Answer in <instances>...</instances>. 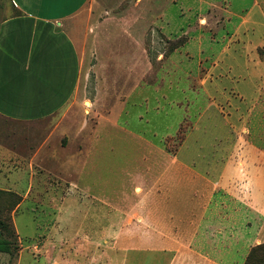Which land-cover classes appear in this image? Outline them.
<instances>
[{
  "label": "crops",
  "instance_id": "1",
  "mask_svg": "<svg viewBox=\"0 0 264 264\" xmlns=\"http://www.w3.org/2000/svg\"><path fill=\"white\" fill-rule=\"evenodd\" d=\"M11 1L19 12L0 21V115L41 131L34 140V163L21 175L28 169H41V174L29 176L31 184L20 180L19 210L27 202L35 209L71 208L72 216L82 208L85 227L79 231L82 238L72 240L73 249L76 240L84 247V236L97 244L112 240V254L125 258V264L128 256L134 260L149 254L161 258L151 264H243L251 247L264 242V121L252 118L264 112V86L251 95L249 108L228 104L225 113L205 91L209 104L197 122L207 109L217 111L220 118L213 127L223 130L215 133L219 138L224 132L226 152H185V138L177 153L158 154L156 163L152 152L108 155L101 129L126 130L118 124L122 109L114 105L91 126L82 105L91 96H105L106 85L122 75V67L130 72V82L137 62L135 14L122 13L125 0H33L35 12L20 0ZM58 1L63 5L52 8ZM251 4L257 12L247 7L237 12L233 0H213L199 11L210 14L213 42L221 37L223 49L248 45L264 62V4ZM254 15L257 19H251ZM215 65L213 60L210 67ZM131 94V89L120 93ZM232 94L240 101L246 96L238 89ZM194 129L188 136H194ZM251 129L257 133L249 136ZM131 135L145 145V138ZM127 157L135 169L133 185L147 191L114 196L105 186L107 161ZM53 161L71 178L65 187L47 184L45 174H52L47 164ZM153 181L156 185L149 189ZM48 191L54 194L42 195ZM68 253L74 254L72 249Z\"/></svg>",
  "mask_w": 264,
  "mask_h": 264
},
{
  "label": "rangeland",
  "instance_id": "2",
  "mask_svg": "<svg viewBox=\"0 0 264 264\" xmlns=\"http://www.w3.org/2000/svg\"><path fill=\"white\" fill-rule=\"evenodd\" d=\"M20 1L32 12L37 9L33 0L29 3ZM211 1L213 0L120 2L123 14L130 12L136 16L134 44L137 62L132 66L131 80H127L130 72L122 67V75L114 77L106 85L105 96H91L93 103L87 100L82 105L85 109L83 115L88 117L91 126L96 125L99 116L107 117L114 105L118 106L119 111L122 109L118 124L126 130L120 127L110 128L108 125L101 129L105 137L104 150L108 155L117 152L127 155L152 152L156 163L158 154L177 153L185 138L186 144L182 149L188 153L208 155L227 151L224 132H221L222 136L219 138L215 133V130H223L213 127L220 118L217 111L207 109L205 116L197 122L199 112H203L209 104L206 92L223 113L229 108L228 104L249 108L253 102L251 95L257 88L264 86L261 78L264 62L258 61V51L248 45L242 48L231 44L229 48L223 49L221 37L217 38L218 41H212L210 14H201L199 11L201 6L204 8ZM259 1L264 4V0ZM251 2L252 0H233V9L239 12L241 8L247 7L249 11L257 12V6L253 7ZM62 5L59 1L56 5L54 2L52 8ZM15 12L19 10L11 0H0V21ZM125 19L128 16L123 17ZM251 19H257V16L254 15ZM260 30H264V25L260 26ZM213 60L216 65L210 67ZM208 68L212 74H206ZM128 89L132 90L130 98L120 95L127 93ZM237 89L246 94L243 101L233 96L232 91ZM98 106L105 108V111H98ZM79 116L82 120L81 113ZM207 116H210L211 121ZM252 118L262 123L264 112H256L252 114ZM193 127L194 136H188ZM92 131L90 128V132ZM252 132L257 133V129H251L249 136ZM39 133L41 131L34 128L33 124L16 122L0 115V229L3 236L12 242L11 252H0V264H125V258L112 254L115 246L112 240L97 244L84 236V247H81L83 243L80 240H76L79 244L75 242L77 249H73L72 240L82 238L79 231L85 227L82 224V208H76L72 216L71 208L35 209L32 208V203L27 202L19 210L23 194L19 186L20 180L22 179L23 185L31 184L29 176L41 174V169L37 168V171L28 169L27 175H21L33 162L34 140L40 137ZM132 133L145 138L147 146L133 138ZM107 165L105 186L109 193L118 196L121 192L131 194L133 191L139 195L147 191L133 185L135 178L131 177V172L134 175L135 169L131 170L129 158H119L113 162L109 160ZM57 167L55 161L47 164L52 173L45 174L49 187L56 184L65 187L71 179ZM154 180L157 181L156 176ZM155 182L149 183L147 187L154 188ZM32 186L35 187V184ZM44 194L48 196L54 193L48 191L42 193L43 196ZM56 194L59 195V192ZM69 249L73 250V255L68 253ZM156 259L161 260L153 254L134 260L128 256L126 264H151Z\"/></svg>",
  "mask_w": 264,
  "mask_h": 264
},
{
  "label": "trees",
  "instance_id": "3",
  "mask_svg": "<svg viewBox=\"0 0 264 264\" xmlns=\"http://www.w3.org/2000/svg\"><path fill=\"white\" fill-rule=\"evenodd\" d=\"M12 242L3 236L0 229V252H11ZM243 264H264V242L254 245Z\"/></svg>",
  "mask_w": 264,
  "mask_h": 264
}]
</instances>
